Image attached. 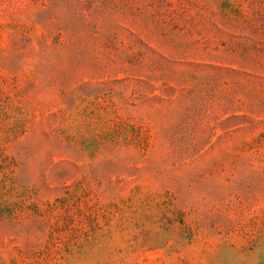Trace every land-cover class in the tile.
Masks as SVG:
<instances>
[{
	"label": "rangeland",
	"instance_id": "obj_1",
	"mask_svg": "<svg viewBox=\"0 0 264 264\" xmlns=\"http://www.w3.org/2000/svg\"><path fill=\"white\" fill-rule=\"evenodd\" d=\"M0 264H264V0H0Z\"/></svg>",
	"mask_w": 264,
	"mask_h": 264
}]
</instances>
